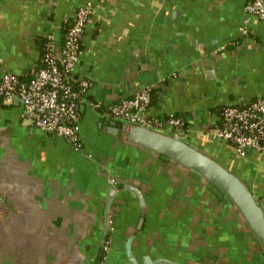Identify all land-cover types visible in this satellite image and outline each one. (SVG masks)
<instances>
[{
    "label": "crops",
    "instance_id": "crops-1",
    "mask_svg": "<svg viewBox=\"0 0 264 264\" xmlns=\"http://www.w3.org/2000/svg\"><path fill=\"white\" fill-rule=\"evenodd\" d=\"M86 2L94 13L68 76L77 89L90 83L78 108L83 148L35 127L17 98L0 105V264H70L75 249L92 264L114 188L104 264H130L135 232L140 261L264 264V241L228 199L107 121L121 123L109 106L152 88L147 115L184 120L183 139L239 177L264 212V151L243 157L213 135L224 107L264 97V18L246 13L247 0H0V75L27 76L44 38L60 51Z\"/></svg>",
    "mask_w": 264,
    "mask_h": 264
},
{
    "label": "built area",
    "instance_id": "built-area-1",
    "mask_svg": "<svg viewBox=\"0 0 264 264\" xmlns=\"http://www.w3.org/2000/svg\"><path fill=\"white\" fill-rule=\"evenodd\" d=\"M245 10L250 16L264 18V0H247ZM93 13L92 2L80 5L61 50L55 49L49 36L47 52L41 64L33 67L25 78L11 72L0 75V97L4 103L11 104L17 98L35 127L68 141L76 150L83 148L78 108L84 102L90 83L81 82L77 89L69 82L68 76L79 61L85 27ZM242 33L249 36L246 28L242 29ZM2 64L0 59V69ZM151 94L152 88H145L133 98L122 99L118 104L109 106L107 115L121 122L179 136L185 125L180 117L173 114L164 118L147 115ZM213 135L229 143L243 157L250 150L264 151V97L224 107ZM108 250L107 243L100 264L105 263Z\"/></svg>",
    "mask_w": 264,
    "mask_h": 264
},
{
    "label": "water",
    "instance_id": "water-1",
    "mask_svg": "<svg viewBox=\"0 0 264 264\" xmlns=\"http://www.w3.org/2000/svg\"><path fill=\"white\" fill-rule=\"evenodd\" d=\"M107 121L110 124L109 132L111 134L117 135L119 131H122V133L120 132L121 136L128 142L159 155L164 160L172 161L203 178L237 208L250 230L262 242L264 241V212L259 199L239 177L227 169L221 162L209 156L206 152L201 151L196 145L185 141L182 137L184 134L183 130L179 132V136H172L126 122L118 123L110 118ZM129 188L139 195L142 211H144V201L140 192L135 188ZM116 190L114 188L110 192L106 203L103 234L100 247L92 264H100L104 253L110 219V204ZM142 220L140 223H142ZM138 229H140V226ZM136 236L137 232L133 233L126 243V255L129 263L155 264L148 255L142 254L140 256L142 261L134 255L132 246ZM70 264L88 263L84 257L79 259L77 249H75Z\"/></svg>",
    "mask_w": 264,
    "mask_h": 264
},
{
    "label": "trees",
    "instance_id": "trees-1",
    "mask_svg": "<svg viewBox=\"0 0 264 264\" xmlns=\"http://www.w3.org/2000/svg\"><path fill=\"white\" fill-rule=\"evenodd\" d=\"M69 24H67V26H65V35H67L69 29L71 28V26L73 25L72 23L68 22ZM42 50H41V55H40V58L38 60V65L41 64V61L44 57V55L46 54L47 52V48H48V43H49V40L44 38L43 39V42H42ZM22 78H25L26 76H21ZM70 82V81H69ZM74 88H76V85H73ZM152 95V94H151ZM4 104V101H3V98L0 97V105ZM183 128L185 129V125L183 126ZM229 144V143H228ZM230 145V144H229Z\"/></svg>",
    "mask_w": 264,
    "mask_h": 264
}]
</instances>
